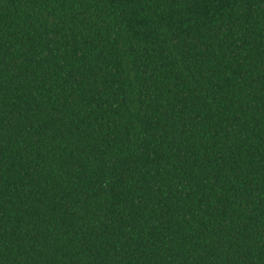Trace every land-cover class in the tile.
Returning a JSON list of instances; mask_svg holds the SVG:
<instances>
[{"label":"trees","instance_id":"16d2710c","mask_svg":"<svg viewBox=\"0 0 264 264\" xmlns=\"http://www.w3.org/2000/svg\"><path fill=\"white\" fill-rule=\"evenodd\" d=\"M0 264H264V0H0Z\"/></svg>","mask_w":264,"mask_h":264}]
</instances>
